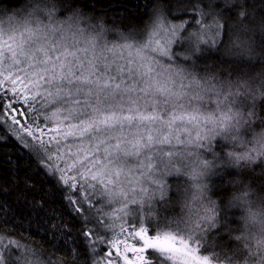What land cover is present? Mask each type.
I'll use <instances>...</instances> for the list:
<instances>
[{
	"label": "snow or ice",
	"instance_id": "obj_1",
	"mask_svg": "<svg viewBox=\"0 0 264 264\" xmlns=\"http://www.w3.org/2000/svg\"><path fill=\"white\" fill-rule=\"evenodd\" d=\"M217 2L193 3L192 23L157 9L139 31L118 33L121 43L106 39L103 24H85L78 14L59 19L46 4L0 25V145H14L36 166L43 189L30 198L37 184L25 178L15 201L0 203V264H81L75 246L68 257L45 259L35 241L3 230L9 221L53 238L59 232L65 247L84 245L91 264H210L204 243L159 209L174 196L169 177H188L194 199L212 190L202 178L224 166L221 140L238 123L233 107L243 102L236 98L250 91L245 81L189 70L221 50L222 36L233 38L237 55L247 51L240 35L247 13L229 17ZM221 2L232 7L236 0ZM259 28L264 32V20ZM238 147L244 145H233L229 156ZM54 199L66 201L79 221L71 240V225L49 203ZM207 211L201 219L219 218L231 228L227 209L209 200Z\"/></svg>",
	"mask_w": 264,
	"mask_h": 264
},
{
	"label": "clouds",
	"instance_id": "obj_2",
	"mask_svg": "<svg viewBox=\"0 0 264 264\" xmlns=\"http://www.w3.org/2000/svg\"><path fill=\"white\" fill-rule=\"evenodd\" d=\"M261 20L264 17L253 20L248 16L247 30L240 34L246 41V52L237 55L241 49L232 44L230 37L217 52L225 63L208 70L207 74H199L221 81L242 80L250 89L236 98L243 102L233 107L238 113V123L228 132V139L221 140L227 145L219 156L224 166L217 170L219 175L204 177L201 181L211 186L213 178L225 179L228 195L223 208L233 214L236 224L229 230L218 231L222 226L219 218L211 222L201 219L211 215L207 211L209 200L215 201L217 207L221 205L212 196V190L194 199L195 189L190 186L188 177L180 180L181 187L173 186V198L165 200L164 207L159 209L161 217L166 216L173 227L191 230L204 243L212 253L210 264H264V149L260 147L264 145V116L260 115V104L264 102V32L259 28ZM237 65L239 71H234L233 67ZM240 144L244 147L236 148L229 156L233 145ZM249 148H255V151L249 153ZM197 220L201 225L199 228L195 226ZM222 235L227 236V240H221Z\"/></svg>",
	"mask_w": 264,
	"mask_h": 264
},
{
	"label": "trees",
	"instance_id": "obj_3",
	"mask_svg": "<svg viewBox=\"0 0 264 264\" xmlns=\"http://www.w3.org/2000/svg\"><path fill=\"white\" fill-rule=\"evenodd\" d=\"M195 2L201 3L205 8L207 7V0H0V17L23 16L33 8L44 7L46 4L48 10L55 12L59 19L78 14L83 17L85 24H103L106 29L110 30L106 38L121 43L118 33L127 34L139 31L157 9L164 10L169 19L174 22L188 19L192 23V14L189 9ZM216 7L217 9H223V13L229 17H236L240 11H245L251 17H264V0H236L232 7H224L223 2L218 0ZM224 39L222 36V43ZM176 50L182 51L183 46H178ZM218 65H220V59L217 52H209L205 54V59L196 62L194 69L189 66V70H194L199 74H207L208 70L216 68ZM260 115L264 116V102L260 104ZM221 147L223 146H218V150ZM7 157L12 158V164L6 162ZM17 162L19 165L18 170L15 167ZM10 172H17V177L11 176ZM228 175H233V173H228ZM17 178L19 183L14 185L12 181ZM25 178L35 181L37 184L35 191L28 193L29 197L39 195L43 189L40 187V174L37 173L36 166L29 163L26 158L19 157L14 145H0V203L14 202L17 192L24 190L23 181ZM181 179L180 177H169V182L175 186ZM212 184L214 185L212 196L217 199L223 208L225 198L228 195V188L225 186L226 181L223 177H215L212 179ZM73 196L75 197L76 193H73ZM49 203L56 210L60 220L64 224L71 225V236L68 237V240H71L72 237L77 235L79 221L73 219V214L64 207L66 201L54 199ZM225 219L231 226L236 224L234 216L230 212H228ZM59 222L57 221V223ZM3 230L10 231L14 238L35 241L34 246L45 249V259L51 257L54 260H60L61 257H68L71 247L75 246L78 248V257L81 264H91L85 246L82 244H69L65 247L63 243L65 236L59 232L53 238L51 232L46 235L43 229L38 232L34 225L28 226L26 224L21 227L14 221L4 224ZM223 230L224 225L222 224L221 229L218 231ZM220 239L227 240V236L222 235ZM208 252L209 249L206 247L202 249V254Z\"/></svg>",
	"mask_w": 264,
	"mask_h": 264
},
{
	"label": "rangeland",
	"instance_id": "obj_4",
	"mask_svg": "<svg viewBox=\"0 0 264 264\" xmlns=\"http://www.w3.org/2000/svg\"><path fill=\"white\" fill-rule=\"evenodd\" d=\"M9 17H12V16H5V17H0V25H4L6 26L8 21H9ZM109 42H112V43H120L119 41H114V40H110L108 38H106ZM79 187V186H78ZM80 198L82 199L83 198V195L80 196Z\"/></svg>",
	"mask_w": 264,
	"mask_h": 264
}]
</instances>
